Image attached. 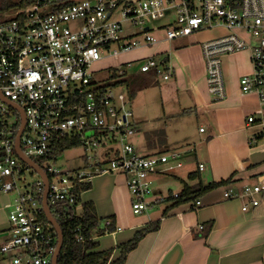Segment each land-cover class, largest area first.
<instances>
[{"label": "built area", "instance_id": "built-area-1", "mask_svg": "<svg viewBox=\"0 0 264 264\" xmlns=\"http://www.w3.org/2000/svg\"><path fill=\"white\" fill-rule=\"evenodd\" d=\"M159 18L167 23L154 24ZM125 19L141 30L123 36ZM218 23L229 32L202 43L210 91L216 99L226 96L222 57L248 49L253 70L241 76L240 86L259 97L260 107L247 120L259 125L264 136V0H34L16 10L13 18L0 20V187L17 194L10 204L8 237L0 244V251L9 254L8 264H53L57 241L51 223L41 219L42 178L30 187L22 183L26 169L15 147V125L21 117L3 97L24 109L21 147L26 155L43 157L47 163L42 167L49 175L51 207L74 204L81 212L79 186L92 183L99 174L123 173L133 213H143L162 199L152 197L153 176L181 167L183 153L138 151L129 139L135 132L132 99L117 86L101 89L103 84H95L94 73L101 69L95 65L158 42L154 29H164L165 39L171 40ZM162 63L164 78H169ZM152 69L162 73L154 55L141 65L142 71ZM77 136L85 149L84 165L67 171L52 165L56 158L51 154L59 141ZM199 167L204 169L205 164ZM263 192L264 177L240 191L227 190L225 197H248L242 204L246 211L260 204ZM196 202L201 203L199 198ZM75 233L78 240H85L81 226Z\"/></svg>", "mask_w": 264, "mask_h": 264}, {"label": "crops", "instance_id": "crops-1", "mask_svg": "<svg viewBox=\"0 0 264 264\" xmlns=\"http://www.w3.org/2000/svg\"><path fill=\"white\" fill-rule=\"evenodd\" d=\"M166 23L163 20L158 25ZM153 32L158 42L125 52H132L129 61L162 55L170 72L160 85L164 94L160 119H168L167 125L158 130L165 138L158 146L148 140L150 150L139 151L164 152L182 143H194V150L187 157L191 158L187 165L153 176L152 197L162 199L140 214L133 213L125 174L95 176L91 187L83 191L81 203H95L101 226L111 219L115 224L112 231L93 233L95 249L113 248L114 259L120 255L122 243L138 229L161 219L160 228L147 233L123 264H264V192L259 196L260 204L251 205L246 211L242 204L249 201L248 197H225L227 190L240 191L245 184L257 183L264 177V136L259 125L247 120L260 107V100L256 93L243 92L240 86L241 76L253 70L250 51L242 49L223 55L226 96L216 99L209 88L202 43L227 34L228 28L218 23L171 40L165 39L162 28ZM238 32L253 41L245 30ZM136 96L137 93L133 98ZM134 115L135 125L144 119L135 111ZM174 120L178 124L176 138L171 136L168 123ZM200 163L205 164L204 169H200ZM193 171L196 174L191 178ZM225 180L228 182L203 194L199 205L192 201L171 206L173 202L167 199L180 193L186 183ZM13 193L0 188V244L8 237ZM164 210L167 215H163ZM209 224L211 228L205 234ZM8 260L9 254L0 251V264H7Z\"/></svg>", "mask_w": 264, "mask_h": 264}, {"label": "trees", "instance_id": "trees-1", "mask_svg": "<svg viewBox=\"0 0 264 264\" xmlns=\"http://www.w3.org/2000/svg\"><path fill=\"white\" fill-rule=\"evenodd\" d=\"M34 0H0V14L4 16L5 20L14 17V12L19 9H25L29 5H31ZM112 68H110L111 70ZM110 76H117L116 71H110ZM124 73V71L122 72ZM125 80L117 81L114 84H103V89L105 85H113L118 86L120 84H125ZM136 91H130L129 96L131 99L135 96ZM13 112H17L15 108L11 107ZM21 124V119L15 125V135L18 132V128ZM1 128V126H0ZM82 141L79 136L73 138H65L59 141L58 145L55 147L51 156L53 158H57L59 155L63 154L67 149L81 146ZM34 159L43 166V157H34ZM24 167H28L29 165L22 161ZM30 167V166H29ZM196 174L195 171L189 174V177H194ZM228 182V180L221 182H208L198 183L195 185L186 183L184 188L180 191L179 195L175 197L174 195L169 196L167 199L171 200L173 203L171 206H177L182 203L196 201L206 192L220 186L224 183ZM91 187V183L82 184L78 187V192L85 191ZM42 197V196H41ZM79 202L81 199H78ZM53 213L57 217L59 221L63 234H64V243L59 254L58 264H123L129 252L135 249L141 239L149 232L155 231L161 226V219H157L155 221L149 222L146 226L138 229L134 236L122 243L120 255L116 258H112L114 249H95L97 242L93 240V233L97 232H105L107 230L112 231L114 229V220L111 219L108 225L101 226V218L97 214V209L95 203L92 200H88L82 203V211L79 212L76 210L75 205L69 204L66 208L62 209L59 207L57 210L52 206ZM168 211L164 210L163 215H167ZM41 219L43 221H48L45 213L41 214ZM81 226L82 233L85 237V240L81 241L77 239L75 228ZM211 228V224H209L205 230V234ZM51 229L55 240L58 239V234L55 227L51 224Z\"/></svg>", "mask_w": 264, "mask_h": 264}, {"label": "rangeland", "instance_id": "rangeland-1", "mask_svg": "<svg viewBox=\"0 0 264 264\" xmlns=\"http://www.w3.org/2000/svg\"><path fill=\"white\" fill-rule=\"evenodd\" d=\"M118 14V12H116ZM4 16L0 14V20H2ZM166 19H156L153 21L154 24H159L161 21ZM140 25L136 24L132 20L125 19L122 20V30L121 34L123 36H128L133 33H138L140 31ZM132 52L129 53H121L117 58L110 57L105 60H101L95 65V68H101L96 73H94L93 81L95 84H114L117 81L125 80V84H120L117 86L120 90L125 92L136 91L137 96L134 99V109H133V101L131 103L132 109L136 113L141 115V119L136 122V132L129 137V139L135 144L137 150L142 152H147L150 150L148 146L149 141H155L157 143L156 146L161 144V140L165 138L164 134H160L158 128L161 126H166L165 120L167 121V116L164 119H160L163 113V92L160 90V85L165 82L164 79V63H162V55H156L155 58L159 62V68L162 73L157 72L152 69L149 71H142L141 65L148 58L145 57L142 60H134L131 61L129 65V59L132 58ZM111 65V66H108ZM114 67L111 70L117 72V76H110L109 72L111 71L109 68ZM122 70L124 73H122ZM166 72H169L166 69ZM165 101L167 98L165 97ZM169 102V101H167ZM133 111V113H134ZM135 115L133 116L134 119ZM2 115L0 113V119ZM11 119H14V115L11 114ZM169 123V130L171 136L173 138L178 137V124L177 122L172 121ZM166 124V125H165ZM193 121L191 122V125ZM199 127V125H198ZM176 149L182 151V155L180 156V160H182L184 165H187L190 161L187 160L189 153L194 150V143L191 145L188 143H182V145L175 146ZM84 155L85 149L83 146H77L64 151L63 154L59 155L56 160H52L51 163L54 166H58L63 170L67 171L70 169H74L84 165ZM36 158V156H34ZM21 161V160H20ZM22 163V162H21ZM47 163H43V166L46 167ZM24 166V165H23ZM25 177L22 181L23 184H26L28 187L39 178V174L32 168H25ZM17 195L16 192L13 193ZM163 204L157 205L158 208L162 207ZM56 209V208H55ZM4 264V263H3ZM8 264V262H7Z\"/></svg>", "mask_w": 264, "mask_h": 264}, {"label": "water", "instance_id": "water-1", "mask_svg": "<svg viewBox=\"0 0 264 264\" xmlns=\"http://www.w3.org/2000/svg\"><path fill=\"white\" fill-rule=\"evenodd\" d=\"M3 99L9 106L17 109L21 117V125L18 129V133L16 135V141H15L16 152L22 161L27 163L30 167H32L39 174V176L42 178L43 183H44V192H43V201H42L43 209L47 217V220L55 227L57 234H58L57 248H56V251L53 257V264H58L59 254L61 252V249L64 243V234H63L62 227L59 221L57 220V217L54 215L52 207L49 203V199H48V193H49V187H50L49 175L46 169H44L34 158L26 155L21 147V135H22V132L26 124L25 113H24L23 107L7 97H3ZM188 160L190 161L191 158H188ZM57 208L58 207L56 206V209Z\"/></svg>", "mask_w": 264, "mask_h": 264}]
</instances>
